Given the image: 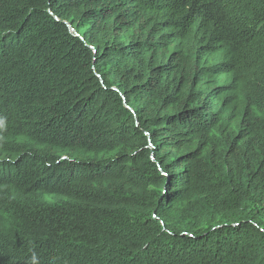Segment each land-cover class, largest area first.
Returning a JSON list of instances; mask_svg holds the SVG:
<instances>
[{
	"label": "trees",
	"instance_id": "16d2710c",
	"mask_svg": "<svg viewBox=\"0 0 264 264\" xmlns=\"http://www.w3.org/2000/svg\"><path fill=\"white\" fill-rule=\"evenodd\" d=\"M0 264H264V0H0Z\"/></svg>",
	"mask_w": 264,
	"mask_h": 264
}]
</instances>
